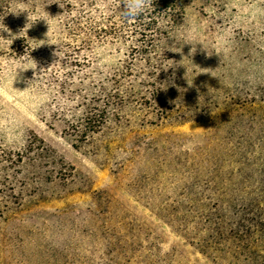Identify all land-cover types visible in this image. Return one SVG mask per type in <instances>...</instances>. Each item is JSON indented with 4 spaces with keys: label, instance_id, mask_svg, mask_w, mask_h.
Listing matches in <instances>:
<instances>
[{
    "label": "rangeland",
    "instance_id": "obj_1",
    "mask_svg": "<svg viewBox=\"0 0 264 264\" xmlns=\"http://www.w3.org/2000/svg\"><path fill=\"white\" fill-rule=\"evenodd\" d=\"M183 1L156 77L0 0V264H264V0Z\"/></svg>",
    "mask_w": 264,
    "mask_h": 264
},
{
    "label": "trees",
    "instance_id": "obj_2",
    "mask_svg": "<svg viewBox=\"0 0 264 264\" xmlns=\"http://www.w3.org/2000/svg\"><path fill=\"white\" fill-rule=\"evenodd\" d=\"M28 1V0H24ZM67 7V23L83 39L104 35L131 51L130 60L143 62L139 73L159 75L170 56L168 38L184 14L183 0H146L145 10L125 19L124 0H62ZM92 41V40H91ZM110 90H122V81L112 79ZM127 89V88H125ZM110 95V94H109ZM92 116V115H91ZM87 117V123L92 121ZM98 126V125H97ZM89 131L96 130L92 124Z\"/></svg>",
    "mask_w": 264,
    "mask_h": 264
},
{
    "label": "clouds",
    "instance_id": "obj_3",
    "mask_svg": "<svg viewBox=\"0 0 264 264\" xmlns=\"http://www.w3.org/2000/svg\"><path fill=\"white\" fill-rule=\"evenodd\" d=\"M145 4H146V0H124V11H123L124 18L130 19L140 15L145 10ZM183 38L186 41L185 44L193 45L191 40L189 39L188 30H185V32L183 33ZM198 43L199 42H197L196 44ZM201 45L203 46V44Z\"/></svg>",
    "mask_w": 264,
    "mask_h": 264
}]
</instances>
